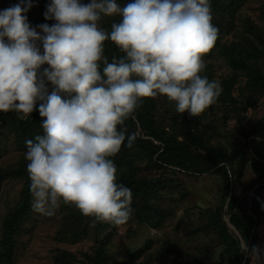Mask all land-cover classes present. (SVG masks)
Instances as JSON below:
<instances>
[{
	"label": "clouds",
	"instance_id": "clouds-1",
	"mask_svg": "<svg viewBox=\"0 0 264 264\" xmlns=\"http://www.w3.org/2000/svg\"><path fill=\"white\" fill-rule=\"evenodd\" d=\"M34 6L20 0L0 11V113L25 120L39 101L45 118L44 134L25 142L33 211L51 216L62 202L93 224L125 225L133 193L118 182L112 159L138 138L125 122L145 99L165 96L177 113L198 117L221 95L219 82L201 75L219 38L210 0H134L123 8L116 0H51L44 15L56 23L40 31L28 22ZM117 15L110 31L102 26ZM106 41L124 55L109 62ZM236 240L253 264H264L259 246L249 250L241 234Z\"/></svg>",
	"mask_w": 264,
	"mask_h": 264
},
{
	"label": "rangeland",
	"instance_id": "rangeland-1",
	"mask_svg": "<svg viewBox=\"0 0 264 264\" xmlns=\"http://www.w3.org/2000/svg\"><path fill=\"white\" fill-rule=\"evenodd\" d=\"M42 1L33 0L35 6L31 12L38 15ZM89 2L82 0V3ZM214 2H211L212 16L219 18L226 11L215 6ZM18 3L20 0H0V11ZM227 5L232 7L227 13L234 17L229 28L220 34L219 42L228 48L231 44L237 45L236 55L256 63L262 69L261 78L257 75V81L249 84L243 72L235 71L223 55L212 50L204 57L206 69L201 75L219 82L222 92L214 105L202 115L192 117L191 133L199 144L191 146L194 161L190 168L185 170L164 164L157 154L140 144L116 155L118 172L121 170V174L140 183H151L149 189L144 186L140 192L138 186L129 189L133 193L132 203L137 208L159 213L157 224L149 220L141 222L133 214L122 226L106 222L93 224L92 218L82 215L75 206L71 212L61 202L55 214L48 216L33 211L31 202L28 215L19 223L20 233L15 235L14 247L8 254V245H2L3 222L23 201L28 185L24 176L10 175L8 170L21 169L22 166L27 169L28 161L25 159L26 150L15 140L14 133L6 131L8 129L0 124V171L8 173L0 185V264H229L215 224V212L221 208L220 213L229 231L235 237L240 234L230 223L231 211L222 192L227 183L212 168L203 169L220 157L209 153L211 147L222 151L226 160L231 162L233 146L240 148L249 162L244 165L240 180L236 181L235 174L231 172L226 199L236 197L234 210L250 213L249 198L256 192L258 207L263 214L255 219L256 241L248 242V247L251 250L252 246H259L264 254V176L257 179L250 163L254 141L263 136L254 133L253 126L264 117V56L261 54L264 41L252 32L254 28L248 29L247 26L252 23L256 32L264 36V0H245L241 5ZM55 23L53 19L52 25ZM106 49L105 45V55L109 59ZM233 76L235 80L232 83L230 78ZM45 83L51 94L55 86L49 81ZM152 101L153 109L149 114L160 136L158 141L152 139L153 143L162 145L170 136L182 140L180 119L187 112L177 113L175 104L165 96ZM137 135L141 136L142 132L137 130ZM240 161L238 158L234 165L240 168ZM221 164L226 165L227 161H221ZM144 191L148 193L147 200ZM29 198L33 200L32 194ZM57 255L63 256L59 262L55 258ZM244 256L253 264L247 253Z\"/></svg>",
	"mask_w": 264,
	"mask_h": 264
},
{
	"label": "trees",
	"instance_id": "trees-1",
	"mask_svg": "<svg viewBox=\"0 0 264 264\" xmlns=\"http://www.w3.org/2000/svg\"><path fill=\"white\" fill-rule=\"evenodd\" d=\"M131 0H116V2L120 5L121 8H123L127 3H129ZM227 4L231 3L233 5H241L245 0H215L214 3L215 6L223 7L226 12H223L222 15H220L219 18L214 17L213 18V24L219 29V36L222 32L227 30L229 28V22L231 19H233V14L227 13L229 9L232 7H229ZM212 0H210V3ZM50 4L49 0H43L41 2V10L38 15L31 12V10L27 13L28 21L30 22L34 28H36L38 31L39 25L41 24H48L52 25V20L45 19L44 13L47 11V5ZM227 13V15H225ZM229 16V17H226ZM230 18V19H229ZM122 17L117 15L114 17H106L102 21L104 28L107 30H111V25L113 23H119L121 22ZM216 20V21H215ZM227 22V23H226ZM248 29H252V32L258 36L261 40L264 41V36L260 35V33H257L255 30V27H253L252 23H249ZM220 38H218L215 48L213 50L218 51L221 55H223L227 61L228 64L236 71L243 72L246 77V82L249 84L253 83V80L257 81V75H259V78L262 76V69L258 67V65L254 62L249 61L246 58L241 57L240 55H236L235 53V47L237 45L231 44V47L224 46L223 43H220ZM106 50L107 55H109V62H111L112 58L115 57H122L124 53L120 52V50L117 48V46L111 42L106 41ZM264 56V52L261 53ZM50 66L45 64L43 65V68H49ZM231 82L233 83L235 80V77H231ZM45 81L46 78H45ZM252 86V85H251ZM39 105L40 102H37L36 110L33 111L31 116L25 120H20L17 117V114L15 112H8V113H0V124H3V128H6L8 130L6 131H12L15 135V140L18 142L21 148H26V140H34L35 136L37 135H43V129H42V123L45 118L41 117L39 114ZM153 101L152 99H145L142 103V106L138 108L136 113L134 114L135 118L132 117L128 119L126 123V127L128 129V133H137V130L142 132V135L138 136L134 143L140 144L141 146L145 147L150 152L157 154V157L160 159L159 161L164 164L173 165L176 167H179L181 169H189L191 163H193L194 158L193 152L191 151V146L198 143V139L196 136L189 132L183 136V139L180 140L177 137L170 136L167 139H164L163 144H154L152 139L160 140V136L157 135L154 127H153V121L151 118V115L149 114L150 110L153 109ZM191 124V123H190ZM253 132L256 134H263L258 140L254 141L253 145V156L250 158L251 167L256 175L257 179H261L264 176V117H262L256 124L253 126ZM252 132V133H253ZM144 136H148L150 138H145ZM237 146H233V150L231 152L232 159L231 162H228V159L226 160L225 155H223L222 151L218 150L217 148L211 147L210 154L218 155L220 156L218 159L212 161V165L209 164V167L203 169V170H209L213 169L214 172L220 174L225 180L226 183L225 187L223 189V194L226 197L228 196L227 188L228 184H230V181L232 180L231 172L235 174V180H240L244 165L249 162V160L245 157L243 152L240 150V148H236ZM124 149H130L127 146L122 147L121 151ZM120 151V153H121ZM241 156V157H240ZM238 158L241 159V167H237L234 165V162L238 160ZM115 161H117V157L112 158ZM227 161V164H221ZM239 166V165H238ZM215 167V168H213ZM118 168V165H117ZM120 168V166H119ZM10 172V175L13 176H24L26 182L28 183L27 187L25 188V195L22 197V200L20 203H18L12 210L11 213H9L8 218L4 220L3 224V234H2V245H5L7 247L8 245V254L11 253V250L14 247L15 244V235L18 236L20 233V222L28 215L29 211V203L32 202V199L29 198L30 192V179L27 172V169H25L24 166L19 168H12L8 170ZM8 176L7 172L0 171V185L3 180ZM118 182L122 183L123 185L130 188L131 186H138L139 192L144 190L145 188L149 189L151 187L150 182H139L133 177H128L121 174V170L118 172ZM140 184V185H139ZM154 189V187H152ZM155 190V189H154ZM145 192V191H144ZM148 193L145 192V200H147ZM225 200L228 201L227 207L231 211L230 216V223L231 225L239 230L240 234L243 235L244 239L249 242V244H252L256 241V235H255V228L254 225L256 224V217H260L263 213L259 210L258 207V197L256 192L254 191L253 194L250 196V213L247 211H239V209L234 210L235 207H237L236 204V197H228V199ZM248 200V202H249ZM247 204V203H246ZM68 209L73 210L74 206L67 205ZM133 212L132 214L136 216L141 222L145 220H149L150 222L157 224V218L158 214L157 212H151L148 210H143L141 208H137L133 203L131 205ZM221 208L217 209L215 212V224L218 227L220 236L222 238V243L224 246V252L227 255V260L229 264H250L249 261L245 258L244 253H242L239 250V246L236 240V237L229 231V226L227 225L226 221L223 219L221 213ZM161 218H159L160 220ZM156 220V221H155ZM156 222V223H155ZM102 255H105L104 252H102ZM56 261L58 259L62 260V255H57ZM7 260H10V257ZM59 262V261H58ZM97 264V262H95Z\"/></svg>",
	"mask_w": 264,
	"mask_h": 264
},
{
	"label": "water",
	"instance_id": "water-1",
	"mask_svg": "<svg viewBox=\"0 0 264 264\" xmlns=\"http://www.w3.org/2000/svg\"><path fill=\"white\" fill-rule=\"evenodd\" d=\"M192 120V116L189 113L184 114L180 119V135H185L191 132L190 122Z\"/></svg>",
	"mask_w": 264,
	"mask_h": 264
}]
</instances>
